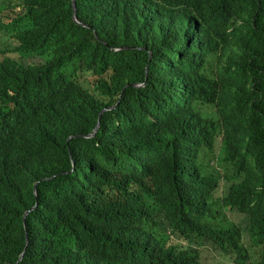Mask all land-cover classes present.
I'll use <instances>...</instances> for the list:
<instances>
[{
	"label": "trees",
	"instance_id": "trees-1",
	"mask_svg": "<svg viewBox=\"0 0 264 264\" xmlns=\"http://www.w3.org/2000/svg\"><path fill=\"white\" fill-rule=\"evenodd\" d=\"M123 1L134 9L144 2ZM19 2L0 0V14L19 6ZM35 2L49 21L59 22L68 34L73 32L71 0ZM165 2L176 20L170 40L183 45L192 31L208 41L193 46L177 62L179 70L167 71L160 82H148L143 89L130 88L129 99L121 104L131 111L127 128L108 136L98 146L82 139L67 143L68 120L74 124V132L81 130L82 122L88 129L93 128L102 108L115 102L105 98L108 91L123 83L126 76L131 83L142 79L135 76L143 75L147 54L135 61L134 68L139 71L101 80L96 88L100 97L93 90L92 95L83 92L71 103L63 101V106L74 111L82 104L90 119L78 120L68 114L63 119V133L54 142L44 137L36 139V178L70 170L72 158L76 171L83 167L96 170V160L106 163L96 170L89 195L54 213L50 226L35 228L34 239L19 264H150L149 253L153 264H204L190 252L174 254L169 245L177 219L171 218L169 205L175 197L199 188L200 175L191 169L174 170L169 176L164 166L172 162L188 166L189 156L196 153H202L197 166L207 171V198L205 210L187 230L198 233L203 245L218 247L217 253L233 255L234 264H247L249 253L264 264V0ZM77 3L79 17L86 21L89 12L111 9L110 0ZM28 24L35 26L36 21ZM7 30L18 31L17 23L13 20ZM175 82L189 85L190 93L160 91ZM112 117L113 112L103 116L102 131L110 132ZM220 136L222 146H216ZM8 139L0 134V151ZM28 180L21 167L10 173L0 172V247L5 248L0 252V264H15L24 249V236L21 243L6 248V234L8 228L20 223L19 216L34 202L32 188H17ZM124 182L145 184L148 195V203L131 224V240L113 231L120 215L115 192ZM221 183L227 185L225 198L220 204H211V198L219 195ZM39 195L40 211L56 206V199L46 189L40 188ZM151 202L157 204L156 209L162 205L157 213L151 211ZM216 206H226L225 211L237 214L240 222L250 219L248 235L253 244L243 245L242 225L238 222L225 219L226 230L218 228ZM220 234L222 240H218ZM131 241L136 251L129 248Z\"/></svg>",
	"mask_w": 264,
	"mask_h": 264
},
{
	"label": "clouds",
	"instance_id": "clouds-1",
	"mask_svg": "<svg viewBox=\"0 0 264 264\" xmlns=\"http://www.w3.org/2000/svg\"><path fill=\"white\" fill-rule=\"evenodd\" d=\"M35 1L21 0L19 6L0 14V31H3V40L0 41V134L9 137L0 151V172L10 173L15 167H21L31 182L28 183V180L24 185H17V188L19 191L22 186L32 188L34 199L31 207L19 216L20 223L7 229L6 248L21 243L22 236L25 238L24 249L15 264L26 257L35 228L50 226L54 213L89 195L95 184L96 170L106 163L96 160V170L83 167L76 171V161L72 158L70 170L36 178L33 166L36 139L44 137L54 142L63 133V119L68 114L78 120L90 119L82 104L74 111L67 105L63 106V101L71 103L83 92L92 95L93 90L100 97L96 88L101 80L113 74L139 71L134 68L135 61L142 54H147L143 75L135 76L142 79L131 83L126 76L123 83L110 89L105 98L114 99L115 102L102 108L93 128L88 129L82 122L81 130L74 132V124L68 120L66 130L70 136L67 143L72 139H82L94 141L98 146L108 136L113 137L114 133L127 128L131 111L121 104L129 99L130 88L143 89L148 82H160L167 71L179 70L177 62L193 46L206 43L209 39L190 31L183 45L170 40L176 20L172 10H167L165 0H144L136 9L126 5L123 0H110V10L89 12L87 21L79 17L77 0H71V25L74 26L71 34L59 22L49 21L46 15L38 11L39 6ZM13 20L17 23L18 31L10 32L12 29L8 31L7 27ZM33 20L36 25L30 26L28 23ZM85 74H92L95 80H88V85L82 84L81 79ZM161 90L190 93L189 85L183 82L168 84ZM109 112H113L110 132L102 131L103 116ZM215 143L222 146V137L217 138ZM201 159L202 153H196L189 156L188 166L179 162L164 166V172L169 176L174 170L191 169L197 170L200 175L199 188L182 197H175L169 205L171 218L177 217L172 225L174 235H171L169 245L173 247L174 254L190 252L191 256L200 257L204 264H234L233 255L217 253L218 247L203 245L198 233L187 230L205 210L207 194L204 193V186L208 176L206 170L197 166V161ZM234 170L235 167L231 168V172L234 173ZM40 188L46 189L48 195L56 199L57 204L53 209H38ZM219 188V195L211 198V204L216 201L220 204L225 198L227 185L221 183ZM115 195L120 215L113 231L131 240L129 230L135 215L148 203L145 184L124 182ZM156 205L151 202L149 206L151 211L157 213L162 205L158 209ZM225 207L214 208L218 214V228L223 230H226L225 219L233 221ZM249 220L246 218L245 225L241 226L244 246L253 244L248 235ZM218 240H222V234ZM129 248L136 251L132 241ZM3 250L5 248L0 247V252ZM148 256L150 264H153L151 253ZM249 256L247 264H259L256 255L249 253Z\"/></svg>",
	"mask_w": 264,
	"mask_h": 264
},
{
	"label": "rangeland",
	"instance_id": "rangeland-1",
	"mask_svg": "<svg viewBox=\"0 0 264 264\" xmlns=\"http://www.w3.org/2000/svg\"><path fill=\"white\" fill-rule=\"evenodd\" d=\"M1 40H3V31H0V41ZM88 80L92 82L95 80V77L92 74H85L81 79V83L84 85H88ZM229 216L233 221L240 223L242 226L245 225V222H240L239 217H235L232 213H229Z\"/></svg>",
	"mask_w": 264,
	"mask_h": 264
}]
</instances>
